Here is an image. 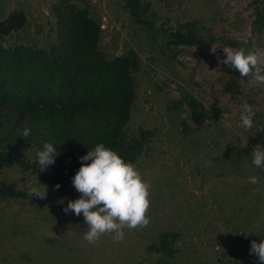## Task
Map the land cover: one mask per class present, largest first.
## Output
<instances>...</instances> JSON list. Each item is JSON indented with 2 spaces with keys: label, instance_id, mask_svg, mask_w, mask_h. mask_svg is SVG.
<instances>
[{
  "label": "rangeland",
  "instance_id": "374dc122",
  "mask_svg": "<svg viewBox=\"0 0 264 264\" xmlns=\"http://www.w3.org/2000/svg\"><path fill=\"white\" fill-rule=\"evenodd\" d=\"M60 1L0 0V21L12 12L26 17L22 28L0 35V46L59 43ZM65 1L98 21L106 58L128 50L138 57L125 133H146L133 164L149 184V223L124 227L123 240L106 232L89 243L82 215L63 211L65 198L81 195L71 182L75 173L61 195L31 197V187L48 186L49 174L15 163L0 169V264H261L249 249L264 237V169L251 163L264 146V82L226 66L223 49L264 60V0H136L148 25L138 24L123 0ZM190 28L204 43L173 42ZM235 81L238 94L226 90ZM244 102L255 112L250 129L240 124ZM24 155L35 161L31 151ZM163 233L177 235L167 243L171 255L153 250Z\"/></svg>",
  "mask_w": 264,
  "mask_h": 264
},
{
  "label": "trees",
  "instance_id": "16d2710c",
  "mask_svg": "<svg viewBox=\"0 0 264 264\" xmlns=\"http://www.w3.org/2000/svg\"><path fill=\"white\" fill-rule=\"evenodd\" d=\"M123 1L138 24L148 25L139 20L136 0ZM55 12L59 43L44 48L0 46V169L16 163L23 171L40 173L36 161L31 163L24 154L31 151L35 155L50 141L60 155L43 172L49 174L47 194L58 196L66 178L80 167L78 158L96 144L103 143L134 163L146 133L141 129L131 139L125 133L136 98V53L128 50L106 58L99 49L100 25L86 8L63 0ZM25 23L24 13L12 12L0 21V35ZM172 36L175 44L204 43L193 28ZM239 89L235 81L226 90L238 94ZM25 128L31 130L27 137L21 136ZM160 237L159 247L151 249L171 255L167 243L177 235L163 233Z\"/></svg>",
  "mask_w": 264,
  "mask_h": 264
},
{
  "label": "clouds",
  "instance_id": "9594fccd",
  "mask_svg": "<svg viewBox=\"0 0 264 264\" xmlns=\"http://www.w3.org/2000/svg\"><path fill=\"white\" fill-rule=\"evenodd\" d=\"M223 63L229 68L239 71L241 76L250 72L259 82H264V60L255 53L245 54L243 48L225 46ZM251 66V67H250ZM240 114V124L250 129L254 124L255 112L253 106L244 102ZM226 131L232 128L231 121H220ZM30 129H23L21 136L27 137ZM57 152L54 143L45 141L35 152L38 170L43 172L55 163ZM251 163L257 168L264 169V146H258L252 154ZM80 167L71 178L73 187L81 194L78 198L67 201L63 208L65 213L71 211L83 217L88 229L83 233L84 239L94 244L102 234L113 233V240L124 239V227L135 228L146 226L149 217V184L145 181L136 166L126 161L117 151L98 143L86 154L80 156ZM59 189L60 185L56 184ZM48 189L38 183L29 190V196L45 198ZM63 202V201H62ZM250 254L264 264V237L259 242L252 240Z\"/></svg>",
  "mask_w": 264,
  "mask_h": 264
}]
</instances>
